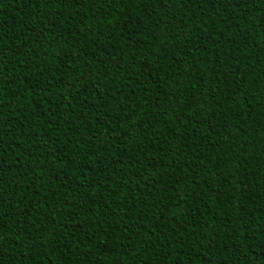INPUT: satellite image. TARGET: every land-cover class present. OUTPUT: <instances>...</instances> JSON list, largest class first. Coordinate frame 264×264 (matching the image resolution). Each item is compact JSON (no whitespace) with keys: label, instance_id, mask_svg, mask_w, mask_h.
I'll return each mask as SVG.
<instances>
[{"label":"trees","instance_id":"16d2710c","mask_svg":"<svg viewBox=\"0 0 264 264\" xmlns=\"http://www.w3.org/2000/svg\"><path fill=\"white\" fill-rule=\"evenodd\" d=\"M0 264H264V0H0Z\"/></svg>","mask_w":264,"mask_h":264}]
</instances>
